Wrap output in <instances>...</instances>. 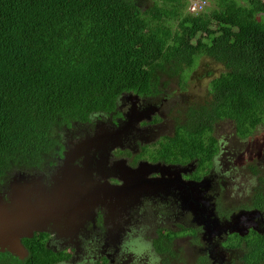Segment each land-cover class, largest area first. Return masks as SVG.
<instances>
[{
  "label": "trees",
  "instance_id": "obj_1",
  "mask_svg": "<svg viewBox=\"0 0 264 264\" xmlns=\"http://www.w3.org/2000/svg\"><path fill=\"white\" fill-rule=\"evenodd\" d=\"M207 1L209 12L192 13L188 0L149 8L140 0H0V173L60 156L72 123L111 112L126 91L151 93L159 72L181 74L201 55L224 70L192 114L208 124L228 120L241 138L264 126V0ZM198 115L174 136L185 150L193 149L189 134L209 130L192 127ZM254 238L253 253L264 263V235L262 245ZM70 257L42 242L15 264Z\"/></svg>",
  "mask_w": 264,
  "mask_h": 264
},
{
  "label": "flooded vegetation",
  "instance_id": "obj_2",
  "mask_svg": "<svg viewBox=\"0 0 264 264\" xmlns=\"http://www.w3.org/2000/svg\"><path fill=\"white\" fill-rule=\"evenodd\" d=\"M204 56L207 57H198L197 63ZM190 69L177 75L161 71L158 86L151 93L126 91L111 112L72 123L65 129L62 154H50L42 166L11 168L0 173V228L5 225V232H0V264L28 259L42 242L50 252L71 254L70 259L56 264H93L91 258L96 260L94 264H119L125 259L126 242L131 236H137L141 245L150 240L152 253L147 264H174L185 259L183 246L177 247L181 242H186L193 264H258L256 259L260 257L254 255L257 250L250 238L264 235V189L259 192L264 182V134H260L264 126L259 125L253 135L241 138L228 120L208 124L207 119L206 122L200 115L192 114L209 99L211 81L218 74L205 72L194 78ZM191 80L197 87H189ZM196 89L203 92L198 100L189 96ZM196 115L192 127L205 123L209 130L196 131L193 137L189 134L195 155L184 156L191 150L184 149V140L180 147L174 136ZM128 121L132 123L121 128ZM224 124H228V131L222 128ZM99 125L116 130L114 138L106 133V144L116 147L106 152L104 163L106 168L116 166V170H95L94 180L118 186L124 201L123 213L99 204L85 215L74 234L66 218L56 217L55 209H49L47 214L42 208L45 213L39 227L43 229L27 226L28 222L18 216L26 202L11 190L14 176L31 175L19 179L52 194L56 181L63 178L59 169L65 149L94 136ZM95 157H99V152ZM84 158L80 152L74 154L73 165L83 166ZM62 181L66 188L73 185L68 175ZM32 193L34 198L35 192ZM252 210L259 213L245 220L250 225L247 233L231 232V228H238L231 224L232 217ZM50 212L55 214L51 216ZM112 228H116L121 239L116 246L106 244ZM259 242L262 245L260 239ZM171 249L175 254H170Z\"/></svg>",
  "mask_w": 264,
  "mask_h": 264
},
{
  "label": "water",
  "instance_id": "obj_3",
  "mask_svg": "<svg viewBox=\"0 0 264 264\" xmlns=\"http://www.w3.org/2000/svg\"><path fill=\"white\" fill-rule=\"evenodd\" d=\"M133 95L138 96L137 94ZM131 123L132 121H128L121 128L125 129ZM98 128L99 130L94 136H87L81 139L78 144L65 149L63 165L59 169L63 173V178L56 181L57 185L54 187L52 194H49L47 189L36 187L34 183L33 187H30L29 181L19 179L31 177V175L16 174L14 176L10 184L11 190L20 196L21 201L24 200L26 202L19 209L18 216L20 220L24 218L28 222L27 226L43 229L39 227L40 220L43 219V213H45L42 208H46L47 214L49 209H55L56 217L62 216L64 219L66 218L67 224H71L74 234L76 229L81 226V221L85 215L91 214L99 204H106L112 211L119 210L120 213H123L121 207L124 205V201L122 199V191L118 189V186L115 187L111 183H101L94 180L93 172L95 170H116V166L111 168L104 166L106 152L116 147V144L114 146L106 144L108 142L106 133L109 132L110 136L114 138L116 130L104 128L102 125H99ZM92 149H95L94 154L91 153ZM79 152L85 156L83 166H75L72 163L74 154ZM96 152H99L98 158L95 157ZM66 175L73 179V185L67 188L66 183L62 181ZM133 189L136 190L137 186H134ZM125 190L128 192L127 187H125ZM33 191L35 192L34 198L33 196L31 197L34 194L32 193ZM0 210L1 221L2 209L0 208ZM258 213L259 211L252 210L241 211L234 215L231 219V224L233 227L238 226V230L231 228V232L237 231L241 235H245L247 233L246 227L250 226L245 223V220L252 218ZM54 214L50 212L51 216ZM4 222V219H2L1 224H4ZM0 232H5V225L3 229L0 228ZM25 235H29V233ZM108 235L106 244L110 242L116 246L120 243L121 239L119 234H116V228L109 229Z\"/></svg>",
  "mask_w": 264,
  "mask_h": 264
},
{
  "label": "rangeland",
  "instance_id": "obj_4",
  "mask_svg": "<svg viewBox=\"0 0 264 264\" xmlns=\"http://www.w3.org/2000/svg\"><path fill=\"white\" fill-rule=\"evenodd\" d=\"M155 1L157 0H143L142 7L149 8L154 4ZM189 3H190V0H189ZM211 6L212 4L208 2L206 8L204 9V12L206 13L209 12V10L211 9ZM200 61H201L200 63H196L195 66H193L192 69H190V72L194 78L202 75L205 72H209V73L216 72L217 74H219L224 70L221 64L217 63L213 59L208 58L206 56L202 57V59L200 58ZM194 81L195 80H191L189 87H197L196 82ZM202 93L203 92L201 89H198V90L196 89L192 93H190L189 96L195 97L194 100H198L201 98L200 96ZM181 105L183 107L185 106L183 100H181ZM222 128L225 131L229 130L228 124H224ZM256 134L258 136L259 131ZM260 134L261 135L264 134V128L260 130ZM141 240H145V238H142ZM139 241L140 240L138 239L137 236H131V238L126 242L127 248H126V254L124 256L125 259L119 264H134V263L147 264V262L150 261V256L152 253L150 240L145 241L144 242L145 245L139 244ZM180 245H182L184 248L185 259L180 258V261L176 260L174 264H193V260H191V258L188 255L189 248L186 242H181L177 244V247H179ZM94 261L96 260L91 258V262H93V264H94ZM64 264H72V263L69 262V263H64Z\"/></svg>",
  "mask_w": 264,
  "mask_h": 264
},
{
  "label": "built area",
  "instance_id": "obj_5",
  "mask_svg": "<svg viewBox=\"0 0 264 264\" xmlns=\"http://www.w3.org/2000/svg\"><path fill=\"white\" fill-rule=\"evenodd\" d=\"M189 3V0H188ZM207 0H190L187 9L192 13L203 11L207 6Z\"/></svg>",
  "mask_w": 264,
  "mask_h": 264
}]
</instances>
